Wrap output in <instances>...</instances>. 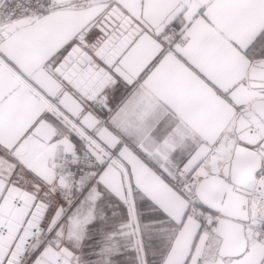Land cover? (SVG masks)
<instances>
[{"label":"snow or ice","instance_id":"1","mask_svg":"<svg viewBox=\"0 0 264 264\" xmlns=\"http://www.w3.org/2000/svg\"><path fill=\"white\" fill-rule=\"evenodd\" d=\"M0 264H264V0H0Z\"/></svg>","mask_w":264,"mask_h":264}]
</instances>
